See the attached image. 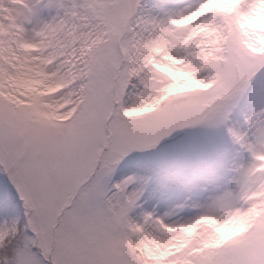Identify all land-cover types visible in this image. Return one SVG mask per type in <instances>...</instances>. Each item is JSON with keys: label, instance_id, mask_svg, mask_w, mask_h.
I'll return each mask as SVG.
<instances>
[{"label": "snow or ice", "instance_id": "1", "mask_svg": "<svg viewBox=\"0 0 264 264\" xmlns=\"http://www.w3.org/2000/svg\"><path fill=\"white\" fill-rule=\"evenodd\" d=\"M0 264H264V0H0Z\"/></svg>", "mask_w": 264, "mask_h": 264}]
</instances>
